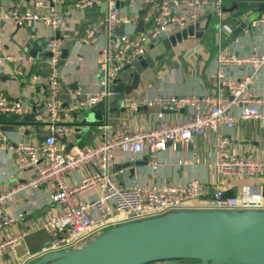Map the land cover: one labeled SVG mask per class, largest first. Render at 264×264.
<instances>
[{"label": "built area", "instance_id": "2783aa9c", "mask_svg": "<svg viewBox=\"0 0 264 264\" xmlns=\"http://www.w3.org/2000/svg\"><path fill=\"white\" fill-rule=\"evenodd\" d=\"M43 13L0 15V74L2 65L10 62L20 75V65L25 63V54L5 55L2 37L3 21L10 20L15 25L29 22H42L53 32V39L47 44L49 54L47 64L49 72L45 75H33L36 84H43L48 91L46 109L48 113V135L44 143L35 145L23 143L19 145L5 144L0 130V153L14 151L18 156V167L23 170L35 167L34 176L19 182L14 188L0 194V231L8 230L17 225L23 217L10 215L6 211L8 203L12 202L15 194L25 191H36L51 184L50 200L63 208L57 214L44 219L41 223L22 229L13 234H7L0 240V264H7L5 254L18 246L26 237L37 231H44L47 242L37 254L26 256L15 264H30L41 257L62 251L82 248L100 233L111 228L152 219L167 213L186 210H215L225 212L264 211V193L260 186L242 184L238 195L226 193L220 185L192 182L188 185H171L152 183L146 186L126 187L115 179L112 169L123 157L135 161L138 154L146 149L150 153L151 167L154 172L158 168L156 154L166 151L170 144L182 143L187 145L196 137L209 132L215 135V175L220 180H226L230 186L235 182L264 177V159L241 157L232 153L233 138L229 132L241 121H258L264 125V96L251 92L250 85L254 76L264 68V50L258 54L256 49L248 56H236L222 52L217 58L218 77L225 94L200 96L164 95L147 101L149 106H158L165 111H190L188 120L171 122L163 119L160 125L149 131H133L129 125H123L116 132L108 133L105 139L95 146L72 147L65 153L66 145H59L57 140L72 133L73 128L61 118V112H73L72 106L66 108L60 100L61 83L58 65L61 60L63 46L55 34L64 25L60 8L66 0H35ZM118 1L106 0L107 10L102 19L93 26L85 29L82 42L87 43L91 37L106 29L107 45L98 54L97 62L100 71V85L105 91L98 95L85 94L79 103V109H89L110 95L106 90L126 65L144 56L147 51L161 42L171 28L183 30L199 19V8H212L216 15L222 14L223 0H194L193 8L185 15H174L172 4L174 0H143L152 4L155 14L146 17L152 21L153 29L141 32L135 37L119 34L118 28L124 20ZM78 10L94 5L95 0H75ZM253 26H264V15L259 17ZM252 67L251 77L232 79L227 72L233 67ZM141 103L129 101L125 107L137 112ZM239 108V117L233 111ZM20 101L9 103L0 94V112L7 115L20 114ZM87 168L80 183L75 187H67L64 176ZM98 190V196L91 200L75 201L77 196ZM208 196V199H204Z\"/></svg>", "mask_w": 264, "mask_h": 264}, {"label": "crops", "instance_id": "0c3cea01", "mask_svg": "<svg viewBox=\"0 0 264 264\" xmlns=\"http://www.w3.org/2000/svg\"><path fill=\"white\" fill-rule=\"evenodd\" d=\"M193 1L174 0L171 8L173 14H187L193 8ZM238 1L240 0H223V7L229 9ZM120 2H122L120 10L124 20L118 28L119 34L135 37L141 32L148 33L153 29V22L146 21L147 16L153 17L155 14L152 4L145 3L143 0H121ZM75 5V0H66L61 6L60 14L64 25L55 34L61 40L63 48L70 51L65 65L59 69L60 100L66 108L72 106L75 108L73 112H61L63 123L73 128L72 133L57 140L59 145L65 144L66 147L69 143L79 147L95 146L105 139L106 128L108 133L116 132L123 125H129L133 131L152 130L160 125L162 120L159 117L160 113L163 114V119L171 122L188 120L191 117L190 111L162 112L160 107L149 106L146 103L148 100L164 95L182 97L225 94L226 91L218 77L219 54L224 52L236 56H248L254 48L258 54H262L264 50V26L255 27L252 24L243 35L224 46V39L228 34L225 28V35L215 38L207 21H204L201 28L207 27V30L203 37L189 36L183 39L165 56L158 59L154 67L148 68L141 75L138 89L125 102H140L137 112L130 111L125 106L120 110H109L107 124L85 126L83 123L87 114L80 113L79 103L84 99L85 94L98 95L105 91V88L100 85L97 57L100 50L107 45L108 33L103 28L87 43L82 42L85 29L96 24L105 15V3L102 0H95L93 6L83 10H78ZM16 11L21 14H39L45 9L39 8L35 0L1 2L0 15L14 14ZM198 11L199 18L214 12L212 8L205 6L200 7ZM215 16L216 22L222 24L229 14L222 12L220 16ZM2 24L4 54L27 56L26 62L20 65L23 75H20L10 62L1 66L0 94H3L9 103L20 101L22 106L20 115L26 117L18 122L20 124L18 130L1 131L3 142L13 145L23 143L39 145L45 142L48 135L46 109L48 91L45 85L36 84L32 76H45L49 72L47 64L49 55L46 47L54 35L42 22L15 25L10 20H4ZM175 32L177 29L171 28L169 35ZM253 73L252 67L243 66L229 69L227 75L232 79H242L251 77ZM124 78L126 84H129L131 79L128 74H125ZM250 89L252 93L264 96V68L254 76ZM233 114L239 117L240 109L236 108ZM95 117L100 119L98 123L104 122V117L99 112L95 113ZM222 132H229L232 136L233 154L264 159V125L260 122L239 120L233 130L227 131L226 128H222ZM215 158V135L207 132L187 145L170 144L166 151L158 152L156 172L152 170L150 153L146 149L144 153L136 155L135 161L139 162L138 164L127 167L129 160L125 156L118 161L112 173L115 179L126 187L146 186L152 183L182 186L196 181L223 186L226 193L232 196L238 195L242 184L260 186L264 193V177L235 182L234 186H230L226 180L218 179L215 175ZM17 163L18 156L14 151L0 153V194L10 191L19 182L27 181L34 176L35 167L21 170ZM88 172L87 168H84L65 174V185L77 186ZM51 187V184H47L36 191H25L13 196L12 202L6 206V211L15 217L22 213L23 217L19 219L17 225L0 231V240L7 234L41 223L62 210V205L50 200ZM98 192V190L88 191L77 196L75 201L94 199L98 196ZM208 198V196L204 197V199ZM46 242L47 235L44 231L34 232L13 250L8 251L4 256L5 261L7 264H15L26 256L37 254Z\"/></svg>", "mask_w": 264, "mask_h": 264}, {"label": "water", "instance_id": "95a60500", "mask_svg": "<svg viewBox=\"0 0 264 264\" xmlns=\"http://www.w3.org/2000/svg\"><path fill=\"white\" fill-rule=\"evenodd\" d=\"M2 1L22 0H0V6ZM102 1L106 13V0ZM121 4L118 1L117 6L120 8ZM222 12L229 14L222 24H218L216 14L210 12L187 28L165 37L144 56L126 65L106 88L109 96L89 109L80 110L82 115L87 114L83 125L107 124L109 110H120L125 106L126 100L138 89L145 70L154 67L158 59L183 39L204 36L207 30V27L201 28L204 21L215 38L225 35V28L228 34L223 45L231 44L264 15V0H240L229 9L223 7ZM69 54V49L63 48L58 69L65 65ZM125 74L131 79L129 84H126ZM96 112L104 117V122H97L100 119H96ZM25 118V115L0 112V130H18V122ZM73 146L69 143L65 153ZM138 163L128 161L126 166ZM31 264H264V211L171 212L111 228L82 248L52 253Z\"/></svg>", "mask_w": 264, "mask_h": 264}, {"label": "rangeland", "instance_id": "374dc122", "mask_svg": "<svg viewBox=\"0 0 264 264\" xmlns=\"http://www.w3.org/2000/svg\"><path fill=\"white\" fill-rule=\"evenodd\" d=\"M169 32H170V31H169ZM168 35H169V34H168ZM168 35H167V36H168ZM167 36H166V37H167ZM30 264H31V263H30Z\"/></svg>", "mask_w": 264, "mask_h": 264}]
</instances>
